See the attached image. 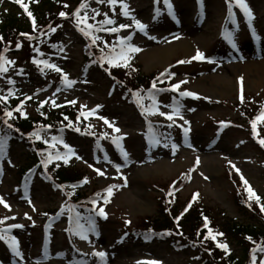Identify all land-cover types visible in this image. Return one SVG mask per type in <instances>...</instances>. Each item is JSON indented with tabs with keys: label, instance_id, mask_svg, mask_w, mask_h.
I'll use <instances>...</instances> for the list:
<instances>
[{
	"label": "rangeland",
	"instance_id": "rangeland-1",
	"mask_svg": "<svg viewBox=\"0 0 264 264\" xmlns=\"http://www.w3.org/2000/svg\"><path fill=\"white\" fill-rule=\"evenodd\" d=\"M68 2V25L62 30L65 34L58 50L38 51L34 44L46 35L35 31L36 35H28L31 39L20 37L21 46L16 51L13 48L18 43L2 53L4 60L14 63H6L7 73H0V96L6 98V101L0 100V126L8 119L5 111H9L6 105L11 97L22 96L24 102L19 104L20 111L32 116L38 115L37 103L54 107L75 101L80 118L88 120L85 130L42 131L39 136L50 149L46 145V156L37 154L43 170L53 161L72 166L87 179V183L82 181L77 189L89 196L92 208L74 228V233L82 231L87 239L77 234L68 237L64 190L55 189L44 175L36 173L32 181L19 185L23 172L20 170L31 163L29 151L23 143H9L4 145L0 156V197L10 210L0 204V219L5 221L0 229L14 224L23 226L12 228L8 234L18 241L22 255L16 256L0 240V264H198L190 250H176L161 242L148 244L134 238L130 230L147 218L162 216L160 209L164 201L172 208L178 207L179 219L193 202V207L207 212L215 210V216L225 214L241 224L257 223L254 215L261 211L262 200L264 202V147L258 142L264 139V118L257 119L264 111V0H245L253 16L251 24L233 3L234 21L229 31L232 42L224 37L229 19L226 0H168L172 5L171 14L164 0H123L128 5V16L122 14L120 3ZM83 3L88 5L86 9H80ZM15 9L7 0H0V14L15 13ZM77 9L81 17L87 14L88 24L96 27L105 19V13L116 21L114 25H105L106 29L121 24L131 27L116 33L92 30L85 36L80 29L90 30L84 23L77 24L73 15ZM93 10L101 13L94 20L91 19L95 15ZM137 20L146 26L143 32L137 29ZM129 35L132 39L126 41V45L141 51L132 53L124 48L130 57L129 66H123L124 71L129 72L127 79H131L132 70L140 65L143 74H156L164 82H170L168 89L181 84L179 91L169 90L171 93L156 99L159 112L173 114V108H179V115L173 114L174 123L158 113L142 112L139 103L144 102V107L151 104L148 96L139 103L128 101L126 88L102 68L100 60L105 61L103 55L109 52L104 38L116 45L112 61L107 55L108 62L123 64L118 58L122 47L119 41ZM92 37L99 39L93 43ZM29 45L35 48L32 60L25 55ZM177 46L178 52L170 60L157 55L158 51ZM185 46L187 49L183 48ZM86 47L91 51L87 52ZM197 50L204 53L205 60H192V65L178 63L191 60ZM34 60L47 61L61 72L43 63H33ZM250 66L259 70H250ZM59 74L67 75L68 80L75 83L68 87ZM9 80L14 83L9 84ZM241 90L245 96L243 102L238 101ZM184 91L199 98L181 101L179 93ZM105 120L113 126L109 127ZM220 122L231 125L222 128ZM169 124L174 127H168ZM114 128L120 131L115 132ZM117 137H123L119 146L113 143ZM156 140L159 143H155ZM69 148L71 154L66 155ZM121 149L127 154L126 158ZM57 153L60 159H56ZM97 169L104 175H99ZM241 175L260 197L259 203L255 197L249 199ZM110 186L116 187L109 195ZM105 199L109 202L105 203ZM101 207L107 219L96 214ZM54 210L61 211L48 220L46 214ZM220 238L228 242L233 254H242L236 243L224 235ZM72 241L77 244L76 248ZM47 246L49 254L44 250ZM94 252H104L105 257L101 260L92 255ZM253 255L255 264L264 260V252L257 248L252 249V258Z\"/></svg>",
	"mask_w": 264,
	"mask_h": 264
},
{
	"label": "trees",
	"instance_id": "trees-1",
	"mask_svg": "<svg viewBox=\"0 0 264 264\" xmlns=\"http://www.w3.org/2000/svg\"><path fill=\"white\" fill-rule=\"evenodd\" d=\"M9 1L16 8V12L6 13L5 15L0 14V37H3V40L0 41V56L5 49L20 41V37L23 36L21 33L36 35L35 31L45 32L41 36L46 35V37L34 44L38 51L47 47H55L60 40V36L64 34L62 31L64 26L68 25L69 18L60 16L61 12L66 13L68 11V0H23L35 20V29L33 28L32 18L27 15L24 8L15 3L14 0ZM53 28L55 31H51ZM11 35H13V39H11ZM104 40L109 46V52L103 55L105 61L100 60L102 68L115 81L127 89L126 94L130 99H133V93L148 91L152 88L153 82L157 84L158 76L156 74L144 75L138 68L133 69V76L131 79H127L129 72H125L123 66H118L122 65L121 63L112 62L110 64L108 62L107 55L112 61L113 49H115L116 45L109 44L106 38ZM101 48L103 50V47ZM13 49L16 51L17 47ZM25 51V55L32 60L35 48L29 45ZM86 51L90 52V47H86ZM111 67L116 70L110 69ZM157 92L155 91V93ZM8 101L7 104L9 106H6L13 115L12 118L6 120L7 124L4 120L3 125L0 126V138L4 141L12 139L23 143L28 148L31 164L22 170L23 174L26 173L27 168H40L42 161L38 158L37 153L46 156V141L39 136L40 132L55 129L75 130L80 128L82 130L85 127V122H83L78 113L79 110L70 101L60 103L54 107L44 105L42 107L40 103H37L38 115L36 116L16 111L19 104L24 102L23 97H13ZM69 123H71V127L68 126ZM8 124H11L12 127L9 128ZM42 174L57 188L64 190L73 209L90 205L91 199L89 196L85 193H80L77 189V185L85 177L84 174L74 171L72 167H65L56 162H51L48 167H45L44 170L42 169ZM237 198L240 200V197ZM261 204L264 205L263 200ZM241 206L245 207L243 203H241ZM160 210L162 216H158L155 219L147 218L140 226L133 228L134 236L141 239L158 237L168 242L174 241L175 246L192 251L196 259L200 261V264H251L252 249L257 248L258 245L264 247V213L262 211L255 212L256 224H241L234 219H229L224 212L222 217L220 215L215 216V210L210 209L207 212L197 206L190 208L186 214L181 216L178 223V207L172 208L169 202L164 201ZM205 217L208 221L207 227H205ZM209 229L212 235L216 236L215 240L211 238L205 239L209 234ZM220 233L226 239L241 247L242 254H232L217 247L218 243H226L221 241Z\"/></svg>",
	"mask_w": 264,
	"mask_h": 264
},
{
	"label": "snow or ice",
	"instance_id": "snow-or-ice-1",
	"mask_svg": "<svg viewBox=\"0 0 264 264\" xmlns=\"http://www.w3.org/2000/svg\"><path fill=\"white\" fill-rule=\"evenodd\" d=\"M15 3H18L20 4V6L22 8H24L25 12L27 13V15L32 18V13L30 11H28V8L27 6L23 3V0H14ZM97 3H108L110 5H116L117 3H120L123 11H122V14L125 15V16H128L129 15V12H128V5L123 3V0H96ZM157 2H159V0H157ZM226 2L228 3V7H229V18L232 17L233 13H232V7H233V3H235V5H237L244 13V15L248 18V21H249V24H251V20L253 19V16H252V13H251V10L248 8L247 4L245 3V0H226ZM164 3L165 5L167 6V8L169 9V12L171 14V8H172V5L168 2V0H164ZM65 7H67V5H65ZM88 7V5L86 3H83L81 4L80 6V9H86ZM80 9H77V11L75 13H73V15L76 17V20H77V24L79 25L80 23H84L85 24V27L90 30V31H85L84 28H81L80 31H82L84 33L85 36H89L91 34V31L94 30V31H109L111 33H116V32H119L121 29H125V28H128V27H131V25H124V24H121L119 25L118 27H112V28H105L104 26L105 25H114L116 23L115 20L111 19L110 17L107 16V14L105 13L104 16H105V19H103L102 21L99 22V27H96L92 24H88L87 23V20H88V16L87 14H85L84 17H81L80 15ZM95 12V10H93ZM66 13L64 12H61L60 13V16L61 17H66ZM97 15H101V13L99 12H95V15H93L91 17V19H95V16ZM32 23H33V28L35 29L36 27V24H35V20L34 18H32ZM135 25L137 27V29L141 32H143L146 28L145 25L141 24L138 20L135 21ZM51 31H55V29H51ZM21 35L23 36H26L28 37V34L26 33H21ZM29 39H31V37H28ZM225 38L229 40V42H232V33H226L225 34ZM99 39V37H92V42L95 43L96 40ZM132 39V36L129 35L128 37L124 38V39H121L119 41L120 45L122 46L121 47V52L118 54V58L119 59H122L124 61V63L122 65H118V66H124V67H128L129 64H128V59H130V57L127 56V53L125 52L124 48L127 47V52H132V53H135V52H139L141 51V49L137 48V47H134L130 44H127L126 45V41H130ZM3 40V37H0V41ZM21 45L18 43L17 44V48H19ZM233 48L236 47L235 43L232 44ZM5 51H7V49H5ZM206 57L204 55V53L200 52L199 50H197V53L194 57L191 58V60H188V61H179L178 63H191L192 60H205ZM0 73H7L8 71V68L5 67L4 65L6 63H14L12 61H6L4 60V58L2 56H0ZM111 62V61H109ZM211 62V61H209ZM33 63H43L45 67L47 68H52L54 69L55 71L57 72H61V69L56 67L55 65L53 64H49L47 61H40V62H37V61H33ZM41 71H43V69H41ZM62 79L64 81V83L68 86V87H71L72 84L75 83V81H70L68 80L67 78V75H62ZM242 82V80H241ZM9 84H13L14 81L12 80H9L8 81ZM181 83H187V81H181ZM180 86L181 84L178 83V84H175V85H172L170 89H160L159 91H166V90H171V91H179L180 89ZM152 88L153 89H156V83L153 82V85H152ZM12 93L10 92L9 95H11ZM180 96L184 97V96H191L193 98H199L196 96V94L194 93H191V92H188V91H184V92H180L179 93ZM134 96L137 97V101L138 103L140 101H142L144 99V97H140L139 93H133ZM27 99H31V97H27ZM148 99H150L152 102L151 104H149L147 107H144L142 103H139V106L142 108V112H147L149 114H156L158 113L159 115H162V116H166V118L170 121H173L174 123V115H179V108L176 107V108H173V114H167V113H163V112H159V105L156 103V100H155V96L153 95V93L150 91L149 94H148ZM241 102H243V94H242V90H241ZM0 100L2 101H6V98L3 97V96H0ZM46 103V102H45ZM54 103V102H53ZM70 103H75V101H71ZM22 107V105H21ZM17 112L20 111V107H18L16 109ZM95 110H93L94 112ZM91 114V113H89ZM12 112L11 111H5V116H7L8 118H12ZM264 118V113L261 114V116H258L257 119H262ZM180 119H183L182 116H180ZM106 124H109V127H112L113 125L110 124L107 120L104 121ZM5 123L7 124V121L5 120ZM185 124L188 123V121H184ZM221 123V127H226L227 124L226 122H220ZM9 128L12 127L11 124H8L7 125ZM69 127H71V123H69L68 125ZM168 127H172V124H169ZM182 127V126H181ZM252 127H253V130H254V133H255V129H256V124L255 122L252 123ZM149 129H151V125H149ZM77 131H79V129H76ZM114 131L115 132H119L120 129L119 128H114ZM184 132H185V135H187V132H188V129L185 128L184 129ZM55 139V138H53ZM123 137H117L113 140V143H116L117 146H119V141L122 140ZM261 145V147H264V139H261L258 141ZM155 143H159L158 140L155 141ZM65 148H68V145H65ZM122 153H123V149H121ZM3 152H4V142H3V139L0 138V156L3 155ZM71 154V149L69 148V152L66 154V155H69ZM123 155L127 156L126 153H123ZM60 154L57 153L56 155V159H60ZM78 158V157H77ZM49 159H51V156L49 157ZM65 163H67V159L64 160ZM233 168H235V165H232ZM119 170V168L117 169ZM97 173L99 175H104L103 172H100L98 169L96 170ZM236 171L239 173V169H236ZM241 180L244 182V184L247 186L246 190L248 191L249 193V199L251 200L253 197H255L256 199V202L259 203L260 201V197L257 196L253 190L251 189V186L248 185V182L246 180H244V177L241 175ZM83 183H87V179H85L83 181ZM113 187H116V186H110L108 189H107V192L109 193V195L112 193V189ZM169 195H172V193L170 192ZM195 196H194V200H195ZM109 201L107 199H105V203H108ZM93 203H95V201H93ZM0 204H3L5 208H9L10 210V206L4 202L3 198L0 197ZM189 207H191V204H189ZM261 208V211L264 212V205H261L260 206ZM35 210V209H34ZM187 210V209H186ZM97 215H99L100 217L104 218V219H107V214L105 213L104 209L101 207L99 208V210L97 211L96 213ZM5 219H8V218H5ZM10 219H15V217H11ZM28 219H31V217H28ZM71 219V218H70ZM179 221V218H177V223ZM5 221L0 219V224H3ZM128 223V222H126ZM207 224H208V221H207V218L205 217V227H207ZM79 226V225H78ZM23 227L22 225L20 224H14V225H11L9 226L8 228H4V229H0V240L4 241L8 246L9 248L13 251V253L20 257L22 254L21 252L19 251V245H18V241L16 240V238L14 236H10L8 235L11 231L12 228H21ZM82 227V226H80ZM74 234H77L80 236L81 239H87L86 235H84V233L81 231V232H77V233H74ZM219 235H223L222 233H220ZM211 238L212 240H215L216 239V236L212 235V232L211 230L209 229V234L208 236L205 237V239H209ZM217 247H220L222 248L225 252L228 251V246L227 244H217ZM257 249L260 251V252H264V247H260L259 245L257 246ZM92 255L94 256H97L99 258H101V260L105 257V253L104 252H94ZM253 264H255V255H253ZM153 264H157V262H153ZM260 264H264V260H262L260 262Z\"/></svg>",
	"mask_w": 264,
	"mask_h": 264
},
{
	"label": "bare ground",
	"instance_id": "bare-ground-1",
	"mask_svg": "<svg viewBox=\"0 0 264 264\" xmlns=\"http://www.w3.org/2000/svg\"><path fill=\"white\" fill-rule=\"evenodd\" d=\"M184 49H187V47H183ZM179 47H173L167 50H161L157 52V55H160L165 61L172 59L173 55L177 54ZM250 70H259L257 67L255 68L254 66H250Z\"/></svg>",
	"mask_w": 264,
	"mask_h": 264
}]
</instances>
